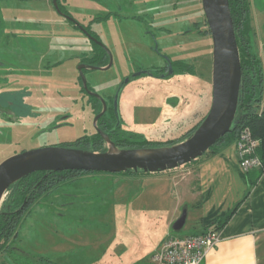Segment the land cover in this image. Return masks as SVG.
Returning <instances> with one entry per match:
<instances>
[{"label": "rangeland", "instance_id": "rangeland-1", "mask_svg": "<svg viewBox=\"0 0 264 264\" xmlns=\"http://www.w3.org/2000/svg\"><path fill=\"white\" fill-rule=\"evenodd\" d=\"M25 1L0 0V163L25 148L73 141L94 129V101L78 83L80 61L92 53L93 43L58 10L61 20L55 22L41 3ZM249 1L253 49L264 71V0ZM66 3L70 15L90 26L112 54L109 69L85 71L92 90L107 101L130 72L161 62L152 49L158 40L161 49L180 53L182 31L200 22L202 32L190 37L197 73L138 77L124 87L119 105L124 129L160 141L179 139L209 111L213 41L204 33L202 0ZM161 25L172 29L169 37H162L167 30ZM61 117L64 124L55 125ZM172 173L158 179L145 172L65 175L30 204L19 235L0 252V264H8L6 257L16 264L150 263L158 241L187 210L181 206L173 219L182 201L176 182L194 179V173L186 165ZM189 210L174 234L196 232L195 210Z\"/></svg>", "mask_w": 264, "mask_h": 264}, {"label": "water", "instance_id": "water-1", "mask_svg": "<svg viewBox=\"0 0 264 264\" xmlns=\"http://www.w3.org/2000/svg\"><path fill=\"white\" fill-rule=\"evenodd\" d=\"M53 3L61 14L82 28L74 17L62 11L59 0H53ZM202 5L213 40V88L210 109L200 125L184 139L162 146L119 147L107 133L101 132L106 141V150L49 145L15 153L0 163V215L3 213L2 204L9 188L34 172L77 170L108 173H162L171 171L202 157L221 137L239 126V96L243 71L230 2L229 0H202ZM89 37L109 50L95 37L91 35ZM111 63L106 67L98 65H88V67L108 69ZM82 66L87 65H80L79 68L81 69ZM143 72L151 73L152 71L144 70ZM140 74L141 72H138L133 77ZM82 76L86 80L83 72ZM129 80L130 78H126L118 88L115 97L116 107L120 93ZM94 95L102 98L99 94L94 93ZM105 109L106 106L104 111ZM186 220L187 210L185 209L173 223V230H181ZM5 259L8 264H16L9 257Z\"/></svg>", "mask_w": 264, "mask_h": 264}, {"label": "crops", "instance_id": "crops-1", "mask_svg": "<svg viewBox=\"0 0 264 264\" xmlns=\"http://www.w3.org/2000/svg\"><path fill=\"white\" fill-rule=\"evenodd\" d=\"M25 2H39L51 20H61L53 0ZM66 2L60 3L67 10ZM186 166L192 169L194 179L176 182L182 201L173 219L181 206H186L187 215H190L192 206L195 211L191 218L197 230L191 234L203 233L210 227L220 228V242L201 264H264V174L260 176L255 169L244 170L237 141L218 154H205ZM175 170L148 173V176L158 179L160 177L154 176L165 178L167 175L170 178ZM172 230L171 227L162 236L155 251L167 235L174 234ZM149 260L148 264H153L150 257Z\"/></svg>", "mask_w": 264, "mask_h": 264}, {"label": "trees", "instance_id": "trees-1", "mask_svg": "<svg viewBox=\"0 0 264 264\" xmlns=\"http://www.w3.org/2000/svg\"><path fill=\"white\" fill-rule=\"evenodd\" d=\"M231 14L234 21V27L236 32V37L239 45L241 63H242V82L241 90L239 96V114H240V124L232 132L227 133L221 137L205 154H218L228 146L235 143L240 135L241 130L244 127H249L252 130L253 136L259 139V146L257 148V155L260 157L261 164L255 168L261 176L264 174V71L262 60L253 49V42L251 39L252 23L250 20L251 4L249 0H229ZM62 11L67 12L62 4L59 2ZM68 13V12H67ZM91 31V30H90ZM208 113V112H207ZM207 113L194 124L186 133L182 134L179 139H171L167 141L160 140H146L141 145L138 146H155L171 144L180 141L190 135L204 120ZM89 136H82L76 139L72 145H79V141L83 140L86 144L89 143L90 139L93 142V150H102V139L100 137L94 138ZM88 138V139H87ZM135 143V141H133ZM138 143V142H136ZM87 148L86 146H82ZM124 147H137L133 144ZM204 154V155H205ZM203 155V156H204ZM248 170L247 172L251 171ZM77 171V170H75ZM62 172H52V174L46 179L47 181H52L51 184L56 185L61 181L65 174ZM85 172V171H80ZM38 174V173H37ZM35 173L25 177L15 184H13L7 194L2 204V214L0 215V252L7 249L10 246V241L14 240L20 232V226L23 221L22 215L29 208L27 205L25 210H17L23 205L27 194L35 187L34 185L38 182L40 177H36ZM44 180V181H46ZM43 181V183H44ZM50 186L48 187V189ZM52 188V187H51ZM32 200L29 197L28 204ZM216 230L220 231L218 226L214 227ZM173 232V231H172ZM12 243V241H11Z\"/></svg>", "mask_w": 264, "mask_h": 264}, {"label": "flooded vegetation", "instance_id": "flooded-vegetation-1", "mask_svg": "<svg viewBox=\"0 0 264 264\" xmlns=\"http://www.w3.org/2000/svg\"><path fill=\"white\" fill-rule=\"evenodd\" d=\"M67 12H65V13L70 15V13L69 12L67 13ZM79 23H80V25H82V28H80L79 26H77L74 23L77 28L81 29L82 32H84L88 37H89V35H91V36L95 37L96 39H98L99 41H101L99 39L100 38L99 35L97 33H95L90 28V26H86L83 22H79ZM199 23L200 22H197V21L194 20V22H192V24H194L196 27H193V28L192 27H188V28H186V29H184L182 31V35H184L186 42L185 43L177 42V45L180 47V49H179L180 53L179 52L178 53L177 52L176 53H172V52L166 50L168 48H166L165 50L161 49L159 47V45H158V43H159L158 38L159 37L157 36V34L153 33L154 39H157L158 42L156 43L155 46L152 47V49L155 52H157V54L161 58V62L158 63V64H152L149 67H147L146 69L141 68V66H140L137 70H135L133 72H130V74L126 75V77L120 82L118 88L120 87L121 83L126 78H130V80L125 84L124 87H126L133 80L137 79L138 77H142L144 75H150V76L155 77V78H163L164 79V78H169L171 76H174L176 74H181V75L196 74L197 73V68H196L195 57H193L191 55L192 54V50H193V45H192V41H191L190 37H191V34H193V31H197V33H201L202 32L201 25H199ZM205 24L207 25L206 29L208 30V31L204 32L205 35L209 34L211 36V38H212L211 30L209 28V25H208V22H207V19H206V15H205ZM161 27H162V30H164V29L167 30V31H163L162 32V37L170 35L172 29H170V28L166 29V28L163 27V25H161ZM180 32H179V34H180ZM186 35H188V36H186ZM167 37H169V36H167ZM89 39L93 43L94 47H93L92 53L91 54H87V56L84 57L80 61V65H85L86 64L87 66H82L81 69L78 67V70H79V72H78V83L81 86V90L90 96V101H94V105H93L94 109L93 110H94V114L96 116H95V119H94V129H93V131L90 132V134H84V135L85 136H89L90 138L91 137H94V138L100 137L102 139V145H101L102 148H103L102 150H106V141H105L104 137L102 136L101 132L107 133L110 136L111 140L114 141L116 143V145L119 146V147H124V146L130 145V144H133V145H135L137 147H146V146H138V145L142 144L140 142H143V141H146V140L147 141L148 140H154V139L137 138L136 137L137 136L136 133L132 132V130H126L123 127V123H125V122H124V118L122 116V110L120 109V105H119L120 96H119V100H118V106L116 107V105H115V97H116V93L118 91V88L116 90V93H115L114 97L113 98L112 97L109 98V99H112L111 101H107V99H105L102 95L101 96H102L103 99L100 98V97H97L96 95H94V93H96V92L94 90H92V87L89 84V81L87 79L85 71H86V69L89 68L88 65H98L100 67L108 66L111 63L112 54H111V52H109V50H107L106 48L101 46L95 40L91 39L90 37H89ZM212 54H213V52H212ZM112 65H113V57H112L111 66ZM212 67H213V60H212V66H211V79H212ZM144 70H150L152 72L151 73H145V72H143ZM82 72L84 73V75L86 77V80H84V78L82 76ZM138 72H141V74L137 75L136 77H133V75L138 73ZM124 87H123V89H125ZM121 93H122V91H121ZM121 93H120V95H121ZM96 94H98V93H96ZM96 103H99L100 106L98 107L97 105H95ZM105 106H106V109L104 111ZM101 113H102V115L99 116L98 119L96 120L97 116L100 115ZM60 120L61 121L59 123L56 122L55 125L64 124L63 121H62L63 118L60 119ZM64 121H66V120H64ZM189 129H187V130H189ZM187 130L184 133H186ZM84 135H81L80 137H82ZM80 137H78V138H80ZM78 138H76V139H78ZM84 139H86V138H84ZM75 140H73V141H70V140L69 141H64L62 143H54V144H51V145H61V146H69V147H77V148H84L82 146H86L87 148H84V149L93 150L92 149L93 142H92L91 139H90L88 144L83 142V140H80L79 141V145H72V144H74L73 142ZM133 141H135V143H133ZM136 142H138V143H136ZM49 145L50 144H48V145L47 144H45V145L42 144L39 147H44V146H49ZM155 146H158V145H155ZM159 146H162V145H159ZM148 147H152V146H148ZM36 148H38V147H36ZM25 150H29V149L25 148L22 151H25ZM65 171H67V170L58 171V172L65 173ZM68 171L69 172H67L65 175L80 172V171H75V170H68ZM34 173L35 174L38 173L36 175V177H40L41 179H38V182L34 185L35 187L27 194V196L25 198L26 202L24 200L25 204L23 203L24 205H21L20 208L17 209L18 211L19 210H23V209L25 210V208H27V205H30V204H33V203H36V202H40V200H41L40 198L41 197H43L44 195H48L51 192L50 191L52 189L51 187H53V184H51L52 181L49 182L46 179L52 174V172L37 171V172H34ZM32 174H30V175H32ZM56 174H57V172H56ZM44 180H46V181H44ZM43 181H44V183H43ZM49 186H50V188L48 189ZM29 197H32V200H30V203L28 204ZM9 244H10V246L7 247V248L11 247V245H12L11 241H10Z\"/></svg>", "mask_w": 264, "mask_h": 264}, {"label": "built area", "instance_id": "built-area-1", "mask_svg": "<svg viewBox=\"0 0 264 264\" xmlns=\"http://www.w3.org/2000/svg\"><path fill=\"white\" fill-rule=\"evenodd\" d=\"M259 139L249 127H244L237 140L241 165L248 171L261 164L256 151ZM220 231L210 227L199 234H169L151 256L153 264H201L220 242Z\"/></svg>", "mask_w": 264, "mask_h": 264}]
</instances>
